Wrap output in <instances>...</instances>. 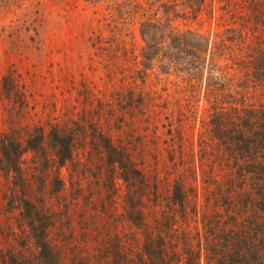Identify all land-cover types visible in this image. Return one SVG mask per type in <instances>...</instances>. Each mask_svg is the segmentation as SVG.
Masks as SVG:
<instances>
[{
	"label": "rangeland",
	"instance_id": "rangeland-1",
	"mask_svg": "<svg viewBox=\"0 0 264 264\" xmlns=\"http://www.w3.org/2000/svg\"><path fill=\"white\" fill-rule=\"evenodd\" d=\"M148 20L162 29L164 45L172 30L202 34L201 68L187 72L182 47L172 52L163 45L149 58L139 33ZM242 41L264 45V0H0V133L17 123L25 137L35 127L72 134L62 167L39 160L41 154L23 155L25 185L32 186L24 194L0 172V264L7 253L35 264L20 197L34 192L52 223L47 239L57 264H103L113 245L118 264L138 252V231L124 215V186L106 163V138L155 185L142 199L143 220L158 227L176 213L174 238L183 234L194 250L201 247L195 234L203 217L222 214L224 204L215 202L225 185L214 164L217 150L207 146L201 156V141L209 138L203 118L238 102L264 106V87L256 98L245 89ZM54 177L62 183L58 192ZM178 183L184 212L170 203ZM242 195L235 193L237 209Z\"/></svg>",
	"mask_w": 264,
	"mask_h": 264
},
{
	"label": "trees",
	"instance_id": "trees-1",
	"mask_svg": "<svg viewBox=\"0 0 264 264\" xmlns=\"http://www.w3.org/2000/svg\"><path fill=\"white\" fill-rule=\"evenodd\" d=\"M229 30L231 33L236 32ZM139 33L143 44L150 52L149 58L155 56L160 47L166 46V51L171 49L172 52H179V47H182L188 55L187 72L195 67L201 68L197 61H201V52L207 46L202 43L204 37L202 34L191 30L183 32L172 30L171 34H168L170 35L168 45H164L159 43L164 36L162 29L156 22L150 20L141 22ZM234 34L236 39L242 38L237 33ZM258 43L242 41L240 47L237 44L238 62L241 63V68L247 70L245 89H249L254 98L264 87L261 84L264 82V45H260L262 44L260 41ZM142 64L146 63L143 61ZM248 97L251 100L252 97L250 95ZM125 98L127 99H123L124 102L132 101L130 95ZM138 99L135 100L137 108L142 106L140 98ZM243 100H247V97L244 96ZM250 104L245 106L244 102H238L237 105L233 104L226 109L210 112L208 120L203 118L205 127L203 133L208 132L206 134L209 138L201 141V156L206 155L207 146L217 150L219 156H216L220 161L218 160L219 164L217 162L214 164L221 166L220 179L221 181L224 179L226 187L224 185V197L215 202L216 205L224 204L223 208L220 207L222 214L214 215L207 220L205 217L202 218L201 232L197 231L195 234L200 238L198 243L201 242V247H197L196 250L193 249L192 245L195 243H192V238L186 240L183 234L174 238L175 232L171 231V223L177 218L174 215L176 213L169 215V219L162 224H157L158 227H155V220L152 224L143 220L142 199L148 194L145 192L146 189L151 188L152 191L155 185L153 181L149 183L144 170L136 167L130 157L124 155L110 139H103L106 163L116 169L117 179L124 186L125 219L136 227L139 236L140 248L138 252L131 253L129 260H126L127 264H264V106L258 108L253 102ZM128 106L131 107L130 104ZM137 111L140 112L139 109ZM19 126L14 123L0 133V172L10 177L12 184L18 186L24 194L26 187L30 190L32 186L25 185L23 155L41 154L39 160H44L48 164V160L51 159L57 168L62 167L70 156L72 134L60 126H52L48 132L42 127H35L30 131L31 134L25 137ZM45 145L48 146L47 149ZM46 150L50 151V157L46 156ZM56 178L54 177L57 180L58 192L62 183ZM213 179L215 177L211 176L210 180ZM206 180L208 184L209 179ZM237 190L244 193L240 204L243 210L250 211L246 215L242 209L235 208L233 203ZM20 197L24 221L28 225L34 248L35 264H57L56 254L47 239V229L52 223L47 213L42 210L43 198L36 192L30 197L28 194ZM185 198L182 186L179 183L172 185L170 203L175 206L174 210L184 212ZM240 215L246 217L239 219ZM112 252L113 255H105L108 260L103 264H118L121 256L119 248L113 245ZM2 263L32 264L22 254L11 253L3 255Z\"/></svg>",
	"mask_w": 264,
	"mask_h": 264
}]
</instances>
